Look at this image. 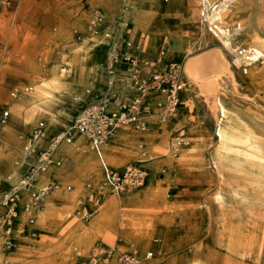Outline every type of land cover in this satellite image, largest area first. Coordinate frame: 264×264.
Listing matches in <instances>:
<instances>
[{"label": "rangeland", "instance_id": "1", "mask_svg": "<svg viewBox=\"0 0 264 264\" xmlns=\"http://www.w3.org/2000/svg\"><path fill=\"white\" fill-rule=\"evenodd\" d=\"M137 1H140L147 15L145 19L148 20L144 23L151 25L146 33L147 45L143 36L138 34L136 40L131 41L132 37L125 34L102 63L108 72L114 53L118 58L131 57L132 63L122 60L116 66V69L123 68L127 75L125 73L120 78L117 76L118 80L111 85L105 80L90 78L94 86L90 92L94 94L89 98H86L85 93L76 100L64 92L54 93L46 104L60 124L72 125L70 115L73 117L76 109L88 101L106 98L103 93L121 91L122 94L116 95L119 97L140 95L132 89L131 73L135 69L134 65L146 80L151 68L144 66L143 62L154 60L156 55L161 56L159 50L163 48L165 63L168 60L176 63L181 69L182 78L176 116L166 122L175 126L178 114L181 119H187L179 128L169 130L168 155L173 157L178 152L179 147H174L171 143L180 131H184L189 141L184 147H189L192 138L199 140V152L196 155L199 158L195 156L191 163L194 166L187 171H179L174 175L163 170L164 164L159 165V172L151 183L156 196L149 203L147 213H144L151 216L157 226L144 246L130 244L127 230L121 227L120 219L112 224L103 223L102 231H99L94 222L102 213L104 200L93 187V179L81 176L68 179L66 171L53 176L49 182L54 183L56 187L52 191L57 192L61 200L57 201L55 216L50 221V243H42L38 230L31 228L36 224V218L32 214L33 223L27 224V219L23 222V233L19 238L12 230L11 236L15 238L13 247L7 249L6 238L4 240L3 237L0 244L3 254L0 264H121L119 257L128 252L136 254L142 260L141 264L148 258L156 264H264V59L255 68L261 74L263 82L251 81L245 77L241 73L242 64L235 61V52L239 49L264 50V0H234L222 12L221 27L232 31L235 26H241L239 33L231 32V40L236 46L234 51L223 46L217 38L213 32L214 26L207 16V7L200 0H167V4L166 0ZM123 2L124 0H18L12 6L0 4V12L3 7L6 12L5 19L0 20V132L5 127L20 130L23 126L24 117L13 116L10 111L14 96L30 99L28 87L39 81L49 80L50 71L59 64L62 56L71 55L77 47L103 37L105 31L119 32L114 20ZM18 11L22 12L21 16ZM162 19L168 23L165 32L159 27ZM130 28L131 25H127L125 31L130 32ZM128 44L132 47L127 46ZM208 58L210 64L214 65L210 68L207 65ZM92 60L97 62L98 59L94 56ZM106 62L108 64L105 65ZM185 65L196 73V80ZM248 67L254 69L253 64H248ZM144 87L148 89L147 86ZM203 89L210 93L206 94ZM216 95L247 126L246 129L254 132L248 136L243 150L260 155L263 159L260 164L241 163L238 170L245 174L225 175L222 179L218 177L211 160L212 152L217 146L216 117L212 108ZM142 96L150 104L146 114L157 108L162 117L163 110L157 103L164 101V97L152 90ZM5 111L8 113L6 117ZM154 119L161 118L156 116ZM38 121L40 120L35 122L32 129L38 125ZM146 122L144 130L148 129V117ZM32 129L24 134V142ZM135 129L118 127L116 130L127 133L144 131ZM155 129L160 132L158 127ZM60 131H50L45 142L53 141ZM77 136L83 139L81 135ZM141 139L139 137L138 140ZM84 140L90 144L89 140ZM42 151L45 148H37L33 157L22 164L16 173L18 178H22L28 168L36 163L37 156ZM50 156L51 163L55 160L63 164L64 170L71 169L75 158L73 154L66 155L64 159H53L51 154ZM138 159L140 154L123 162L121 166L111 168L123 169ZM146 177L147 175L140 186L126 191H138L145 184ZM10 187V179L1 180L0 197ZM32 189L33 185L28 190ZM126 191L120 196H124ZM217 192L224 193L227 201L222 204L216 202ZM66 202L70 207L67 211ZM19 208L17 203L15 213ZM3 211L0 207V215ZM23 227L27 230H23ZM82 227L88 230L87 237L80 232ZM30 231H33L34 236H29ZM0 232L3 233L1 225ZM146 252L150 254L145 255ZM8 256L10 258L7 259Z\"/></svg>", "mask_w": 264, "mask_h": 264}, {"label": "bare ground", "instance_id": "2", "mask_svg": "<svg viewBox=\"0 0 264 264\" xmlns=\"http://www.w3.org/2000/svg\"><path fill=\"white\" fill-rule=\"evenodd\" d=\"M200 1L207 7V16L211 25L214 26L213 32L215 33L217 38L220 40L223 46L231 51H234L236 49V46L231 40V32L239 33L241 31V26H235L232 31H229L226 27L220 26V21L223 14L222 12L225 10L227 5L232 3L234 0ZM4 9V7L1 8L2 11L0 12V20L5 19L4 17L6 15V12L4 11ZM21 11H18L20 16L22 15ZM119 11L120 12L118 16L114 20V25L119 29V32L105 31L106 33L103 37L95 38L90 44L77 47L71 55L62 56L59 64H57V66L50 71L49 80L39 81L34 84V86L28 87V89L30 88V99H27L23 96L16 97L14 96V94L12 95L15 99L11 100V114L13 116L24 117V122L20 130L5 127L0 132V181L6 178L10 179V181L12 182V187L6 189L4 193L13 194V204L15 205V209L13 211L14 218L10 226L8 227L3 226V219L7 206L0 205V207L4 210L0 215V225L3 229V233L0 232V244L2 243L3 237L4 240L6 238V231H9L12 235L13 230L15 236L19 238L23 233V222L27 219V224H32L34 221V217L36 218V224L31 226V228L38 230L41 236L42 243H50V239L52 237L50 231V221L55 216V209L58 205L56 203L61 199L57 195V192L52 191L56 187L54 183H52L53 188L49 191H46L42 194L38 193L42 188L51 183L49 182L46 184V182L49 181L53 176L59 175L61 172L66 171L68 179L77 176L93 179V187L96 188V191H99V195L103 196L104 201L102 203V213L95 219L94 222L99 231H102L103 223L106 222V224H112L116 220L120 219L121 227L127 230V236L130 239V244L133 245L134 243H136L137 245L144 246L146 245V242H148V240L151 238V232L157 226L155 220L151 216L144 213L148 208H150L148 207L150 205L149 203L156 196L155 188L151 186V183L152 180L155 179V175L157 174V172H159V165L164 164L165 167L163 168V170L168 171V173L172 175L179 171H187L189 167L194 166L191 163L199 152V140L197 138H192L190 139L191 141L189 147H184L189 144L184 131H180L178 133V136L171 143V145L173 146L175 143L179 144V148L177 149L178 152L175 153L173 157H170L168 155L169 130L173 129L174 127L179 128L183 123L187 121V119H181L179 117L180 114H178L175 126L169 125V123L166 122L176 113L178 107L174 110V114L168 119H163V117H161L160 110H158L157 108H155L152 113H148L149 115L146 114L142 116L144 126L135 130H144L147 124L146 117H148V129L144 131L127 133L121 130H116L118 127L114 128L109 133L106 140L101 144V146H103H100L97 152L91 148V143L89 145L86 143V141L84 140L85 137L82 136V139L77 136V134L79 133L74 128L72 115V125L68 123L60 124V122H58V120L56 119V116L46 104V101L48 100L50 95L54 93L63 94L64 92L65 95H70L71 99L73 100H76L80 95L85 93L86 98H89L92 94H94L93 92H90L94 87L90 82V78H99L101 80H105L106 83H109L111 85L114 81L118 80L117 76H119L120 78V76L126 73L123 68L117 67L118 71L112 76L113 80L110 81L108 79L109 74L106 71V67L103 68L102 63L105 62L107 56L110 54L111 49L115 47L117 42H119V39L123 40L125 34H129L132 37L131 41H135L136 36L139 34L144 37V43L145 45H147L146 33L150 24H147V22L144 23L148 19H145V16L147 15L143 10L140 1L124 0L121 6V10ZM167 17L169 16L167 15ZM127 25H131L130 32L125 31V27ZM159 27L165 32L168 29V23L162 19ZM169 28L171 29V27ZM164 51L165 49L163 48H160L159 50L161 56H163L165 59ZM235 53V61L239 64H242L241 73L245 77L250 78L251 81L256 80L259 82H263V79L260 76L261 74L259 75V73L255 71V68L257 64L264 59V50H260L257 48H249L248 50L239 49ZM94 56L97 57V62H93L92 58ZM106 64L108 63L106 62L105 65ZM248 64H253L254 69L249 68ZM207 65L209 68L211 66H214L213 64H210V58L207 59ZM185 67L190 71L189 74L192 75L196 80V73L192 72L190 68H187L186 65ZM120 72L121 74H119ZM149 90L151 89L148 88L144 90V92L139 94L143 95ZM203 90L206 94L210 93V91L207 89ZM154 92L162 95L165 100V96L162 93H159L157 91ZM118 94H122L121 91H118L116 93H103V95H106V97L116 96ZM1 96L2 93L0 91V97ZM41 99H43L44 101H40ZM212 108L215 112L216 117L215 136L217 137V146L212 152L211 160L212 165L216 169L218 177L222 179L225 175L234 176L236 173H242L238 170V168L241 166V163H262L263 159L260 155L256 156L251 152H246L243 150L244 143L247 140L248 136L253 135L254 132L249 128L246 129L247 126L238 119V117L223 102L220 96H215ZM156 116H159L161 119H154L156 118ZM37 120H40L37 124L42 123L41 120H43L45 122V125L44 123H42L43 127L31 142H24V134L32 129ZM156 127L160 129V132L156 131ZM54 129H60L61 131L58 133L57 138H55L51 142L46 143V133H49ZM68 131L71 133V138L69 141H66L63 139V137L64 134ZM139 137H141L142 139L138 140ZM82 141L85 142L82 143ZM39 147H43L45 148V150H48L53 159H56L58 157L64 159L66 155L72 154L75 149H79L81 157L78 160L72 161L71 169L67 170V168H65L64 170L62 168L63 164L61 165L55 160L53 163H51L50 156V162L46 167L36 168L32 172V179L34 183H32L33 189L28 190L32 187V185L30 188L23 187L20 184L22 178H18V175H16V173L23 163L33 157L34 152ZM138 154H140V159L135 161V163L139 164L141 167V164H143L144 168H142L145 169V175H147L146 182L143 187L133 193L126 191L128 190L126 189L124 190L126 191V194L122 197L120 196V194H122L124 191L118 194L110 193L108 187L104 183L102 164L106 165L107 167L110 166V168L118 167L121 166L120 164H122L123 162L135 158ZM111 169L115 170V168ZM116 169L120 172L122 171V167ZM33 174H35L34 178ZM242 174L245 173L243 172ZM50 191H52V193H49ZM4 193L2 195H4ZM36 194H38L37 197L39 199L38 205L32 206L30 203V208H28V202L29 200L31 201V196ZM215 200L219 204H222L227 201V197L224 193L217 192ZM17 203L18 205H20V208L18 209V212L15 213ZM69 208L70 207L66 202L65 210L67 211ZM32 214L34 215V217ZM27 216L28 218L29 216L30 218H32L30 222L28 221ZM166 229L167 228H165V230ZM23 230H27L26 227H23ZM80 232L84 237H87L88 230L86 231V227L80 228ZM28 234L30 237L34 236L33 231H30ZM12 238L14 239V246L15 238L13 236ZM149 254L146 252L145 255ZM2 256L3 254L0 251V259L2 258ZM8 258H10V256H8L7 259ZM141 261L139 264H141ZM161 263L162 262H158V264ZM142 264L156 263L148 258V260H144V263Z\"/></svg>", "mask_w": 264, "mask_h": 264}, {"label": "built area", "instance_id": "3", "mask_svg": "<svg viewBox=\"0 0 264 264\" xmlns=\"http://www.w3.org/2000/svg\"><path fill=\"white\" fill-rule=\"evenodd\" d=\"M18 0H0L1 5L12 6L16 4ZM127 46L132 47L131 44ZM163 56L158 55L154 60H146L143 62L144 66H149L150 72L144 80L141 77L140 70L134 65L135 69L131 73L132 89L136 93H142L146 90L144 86H147L153 91L162 93L165 96V100L158 102L157 106L163 110V119H168L174 110L179 105V93L182 89V78L180 67L173 62L165 63L162 59ZM133 62L131 57L118 58V55L114 53L111 56L110 64L108 66L109 80H113V75L117 72L116 66L122 61ZM150 104L144 100V96L134 94L132 96H111L106 98H99L93 101L84 103L80 108L76 109L73 114V125L75 130L83 137L87 138L91 143V148L98 152L101 144L106 140L109 133L116 127H131L142 128L144 121L142 116L149 111ZM7 112H4V117L7 116ZM43 127L42 123H39L34 129H32L30 136L27 137V141L31 142L33 138L39 133ZM71 133L68 131L64 134L63 139L69 141ZM178 143L174 144V147L178 146ZM50 162V154L48 150L39 153L36 164L28 168V170L22 176L21 185L26 188H30L33 179L32 172L36 168H44ZM104 183L108 187L110 193H121L128 188H134L141 185L145 171L137 163H131L126 165L122 171L111 169L102 164ZM53 188V184L49 183L42 188L38 194H42ZM69 188V187H67ZM31 196V201L28 202V208L30 203L32 206H36L39 203L37 195ZM14 196L12 193H4L0 198V205L7 206L5 211L3 226H10L13 221L15 205L13 204ZM32 218H28L30 222ZM6 235V247L9 249L13 246V238L9 231L5 232ZM79 254V251H77ZM121 264H139L140 260L136 254L128 252L119 257Z\"/></svg>", "mask_w": 264, "mask_h": 264}, {"label": "crops", "instance_id": "4", "mask_svg": "<svg viewBox=\"0 0 264 264\" xmlns=\"http://www.w3.org/2000/svg\"><path fill=\"white\" fill-rule=\"evenodd\" d=\"M158 55H156V56H154L153 58H155V57H157ZM162 59H163V62H166V60L164 59V57H162ZM169 62H170V60H168ZM224 68V67H223ZM179 95H181V93H179ZM176 113H177V111H176ZM176 113L168 120V121H170L171 119H173L175 116H176ZM71 116V115H70ZM48 134L49 133H46V135H45V137L46 138H48ZM103 146V145H102ZM101 146V147H102ZM72 154L73 155H75V158H74V160H78V159H80V157H81V154L79 153V149H75L73 152H72ZM143 167V166H142ZM144 168V167H143ZM24 175V174H23ZM49 181H51V180H49ZM49 181H47L46 182V184L47 183H49ZM14 241V240H13Z\"/></svg>", "mask_w": 264, "mask_h": 264}]
</instances>
